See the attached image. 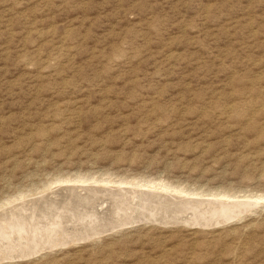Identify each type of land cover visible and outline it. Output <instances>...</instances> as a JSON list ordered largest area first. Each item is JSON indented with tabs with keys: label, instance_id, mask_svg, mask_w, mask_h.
I'll return each instance as SVG.
<instances>
[{
	"label": "rangeland",
	"instance_id": "1",
	"mask_svg": "<svg viewBox=\"0 0 264 264\" xmlns=\"http://www.w3.org/2000/svg\"><path fill=\"white\" fill-rule=\"evenodd\" d=\"M115 187L253 206L48 246ZM0 216V264H264V0H0Z\"/></svg>",
	"mask_w": 264,
	"mask_h": 264
},
{
	"label": "bare ground",
	"instance_id": "2",
	"mask_svg": "<svg viewBox=\"0 0 264 264\" xmlns=\"http://www.w3.org/2000/svg\"><path fill=\"white\" fill-rule=\"evenodd\" d=\"M80 182H82V181H79V183ZM138 185L139 186L148 187L150 189L152 187V186H149V185H140L138 183H133L132 184L133 187L138 186ZM71 187H72V185H71ZM71 187H69V189ZM100 188H102V187H100ZM152 188L157 189L158 191L159 190H162V191H166L167 190V188H164L163 186L162 187H152ZM83 189H85V188H82V190ZM85 190H87V188ZM74 191L68 190V191H66L67 192L66 195H68V192L71 193L73 196L75 195V198L74 199L72 198V200L74 202H78V200L81 199V198H80V196L78 197L77 194H74V193L77 192V191L76 192H74ZM101 191H104L103 193L101 192L103 195L99 194V195L96 196V199L97 198H101V199H97V200L94 199L93 200V198H91L94 202L92 201L93 204L88 209V211L90 213L89 218H87L86 216L84 217L82 213L79 214L77 210L69 212L68 209H67V211L70 213V216L74 217V219L76 221H72L71 229L67 228L64 225H59V227H57L54 230V234H52V238L50 237V242H49L48 246H53L55 244H56L55 246H65V245H69L71 243H76V242H79V241L89 240V239L98 237L99 235L103 234L104 232L113 231L115 229H118V228L126 226V225H130V224H134V223H137V222H140V221H144V220H146V219H148L150 217L153 218V219H157L162 224L182 223V224L190 225V226H193V225L194 226L195 225L209 226L211 224L212 225H220V224H223L224 222L228 221V218H226V217H224V215H222V213H225V211H227V210H230L232 212L236 211L235 213H232L231 215H229V217H230L229 220H231V219H234V218H238L244 212H248L249 209L253 206L251 204H246V203L245 204H240L238 202H227V201L226 202L225 201L221 202L219 199H218L219 201H197V200H195V199L193 200L191 198L190 199H186L184 197L183 198L181 197L182 196L181 194H183L182 192H180V191L177 192L176 191V193H175V190H174V193L176 194L175 196L165 195V194H161V193H159V194H156V193L153 194V193H150V192L146 193L145 191L144 192H142V191L138 192L139 190L136 191L134 188L133 189H129V190L128 189L121 190L120 188H116L115 187L114 190H109V189H105L104 188V190H101ZM59 193H52V194L53 195H57ZM63 197H62V199H63ZM88 197H90V196H88ZM57 199H58V197H57ZM62 199H61V201H62ZM103 200H105V201L103 202ZM73 201H71V200L65 201L66 202V206L71 204ZM52 202H53V200H52ZM27 203H29V202H26L24 205H22V207L21 206L13 207L12 212L13 211H18V213H20L19 211H20L21 208H24V209L30 208L27 205ZM60 203H62V202H60ZM148 204H149V206H148ZM83 206L84 205H82L81 208ZM76 207H77V205H76ZM76 207H74V208H76ZM216 208H219L222 211L220 210L219 212H217V210H215ZM148 210L149 211H153V213H149L147 217L146 216L144 217L143 215L139 214V212H141V213L149 212ZM174 211L179 213L175 217H176V219H181L180 221L179 220L176 221L174 219L166 217L169 214H171V212H174ZM10 213H11V211H10ZM86 214H87V212H86ZM199 214H203V217H201L200 220H197L198 219L197 215H199ZM217 214H219V216ZM8 216H10V215H8ZM209 217H213V218L210 219ZM16 218H18V216ZM23 218H24V216H23ZM57 218H59L58 215H57ZM207 218H209L210 220L207 219ZM0 219L4 220L3 216H0ZM9 219H11V218H9ZM61 219H62V217H61ZM12 222H13V220H12ZM75 222H77L78 224H74ZM45 223H47V222H45ZM49 223L50 222H48V224H46V225H49ZM64 223L67 224V220L65 222L64 219H63L62 221L58 222V224H64ZM90 223H92V224H90ZM3 225H6V224H3ZM55 226H56V224H55ZM45 227H47V226L43 225L41 228L46 229ZM30 228H31V226H30ZM41 228H38V231ZM80 228H87V229H80ZM34 230H35V228H34ZM40 232L41 233L39 235L44 238L43 235H45L46 232H44V230H41ZM52 233H53V231H52ZM20 234H22L20 236L21 238L23 236H25V234H23V233H20ZM57 234H61L60 235L61 237H59V238L56 237L55 238V236ZM37 237L40 238L39 236H37ZM59 240H62V241L59 242ZM10 241H11V239H10ZM26 241H27V239H26ZM41 241L43 242V240H41ZM17 247L18 246L16 244V248ZM12 248H14V247H12ZM39 248H44V247H43V245H41V246H39ZM37 249L36 250H32V251L31 250L30 251H23L22 249H17V250L13 251L12 255L7 256V257H3V258H0V259L26 258V257L32 256L34 254H37L38 252H41V250H43V249H38V250ZM7 254L5 253V255H7Z\"/></svg>",
	"mask_w": 264,
	"mask_h": 264
}]
</instances>
